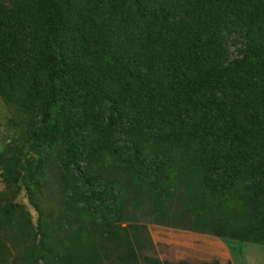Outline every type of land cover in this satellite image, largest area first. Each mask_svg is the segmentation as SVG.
I'll return each instance as SVG.
<instances>
[{"label": "trees", "instance_id": "trees-1", "mask_svg": "<svg viewBox=\"0 0 264 264\" xmlns=\"http://www.w3.org/2000/svg\"><path fill=\"white\" fill-rule=\"evenodd\" d=\"M29 8L27 32L20 14L0 19V95L18 125L38 117L31 150L55 136L115 216L122 190L99 161L149 189L145 222L184 191L189 230L264 244V0Z\"/></svg>", "mask_w": 264, "mask_h": 264}, {"label": "rangeland", "instance_id": "rangeland-1", "mask_svg": "<svg viewBox=\"0 0 264 264\" xmlns=\"http://www.w3.org/2000/svg\"><path fill=\"white\" fill-rule=\"evenodd\" d=\"M29 6L30 0H0V19L20 14L27 32L33 16L22 14ZM37 118L31 111L18 125L0 95V264H148L146 257L154 264H264V244L189 230L192 204L184 191L167 203L164 222H145L147 208L138 201L151 198L149 189L130 184L128 171L99 161L93 169L122 190L115 216L110 202L88 191L94 181L81 187L55 136L38 153L31 150Z\"/></svg>", "mask_w": 264, "mask_h": 264}]
</instances>
